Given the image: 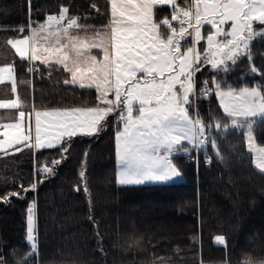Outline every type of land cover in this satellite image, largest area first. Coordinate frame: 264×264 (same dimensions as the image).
<instances>
[{"label": "snow or ice", "instance_id": "snow-or-ice-1", "mask_svg": "<svg viewBox=\"0 0 264 264\" xmlns=\"http://www.w3.org/2000/svg\"><path fill=\"white\" fill-rule=\"evenodd\" d=\"M90 7L100 12L95 3ZM81 19L62 5L58 14L46 15L43 22L33 21L29 15L27 29L23 25L0 27V32L19 34L20 38H9L6 44L21 61L28 62V73H39L35 63L39 61L49 76L53 69L66 73L64 85L96 93L93 106L33 108L27 121L25 111L20 110L17 122L0 123V151L24 145L56 148L63 155L73 137L97 135L112 115L117 126L116 183L120 186L181 177L174 162L181 154L191 159L193 153H202L210 164L211 148L223 161L216 137L230 132L243 135L255 167L264 174V146L254 135L257 128L264 127V70L252 63L251 51L253 41L264 42V0H108L107 23L101 28ZM93 49L97 54H92ZM245 61L247 74L259 76L261 82L253 81V86L246 81L229 83L228 74ZM205 70L212 75L198 87L196 74L203 75ZM14 72L12 64L0 67V83L9 80L16 92ZM213 99L223 115L213 111ZM200 100L209 101L207 113L200 111ZM18 108V97L0 102V109ZM33 113L34 144L29 143ZM193 162L198 163V157ZM51 163L58 165L60 160ZM38 171L45 178L55 175L52 167ZM79 175L83 180L85 171ZM21 188L24 195L5 193L0 202L25 199L28 191L37 190L38 183ZM84 190L87 192L86 184ZM35 208L33 199L26 215L30 251L18 264H31L39 255ZM89 219H93L91 213ZM97 236L101 239L99 233ZM215 242L227 248L225 236L217 235ZM0 264H4L2 259ZM242 264H264V260L248 257Z\"/></svg>", "mask_w": 264, "mask_h": 264}, {"label": "trees", "instance_id": "trees-1", "mask_svg": "<svg viewBox=\"0 0 264 264\" xmlns=\"http://www.w3.org/2000/svg\"><path fill=\"white\" fill-rule=\"evenodd\" d=\"M93 3L100 12L91 9ZM62 5L69 7L70 14L81 16L82 23L96 28L107 23L108 0H31L30 4L29 0H0V27L23 25L27 29L29 15L33 21L43 22L46 15L58 14ZM14 37L20 36L15 31L0 32V65H14L25 105L20 108L96 103L94 89L64 85L66 73L53 69L49 76L39 62H35L39 73H28V62L21 61L6 44ZM251 51L252 63L264 70V42L253 41ZM247 73L245 61L228 74V82L239 85L246 81L248 86L261 82L259 76ZM211 75L207 70L203 75L197 73V86ZM13 96L11 84L0 83V100ZM198 103L200 111L207 113L209 101ZM211 105L223 115L218 101L213 99ZM9 112L0 109V121ZM204 118L207 120V115ZM107 121L95 136L73 137L63 155L56 148L24 145L0 151V197L11 192L24 195L21 185L27 188L33 181L38 183L37 190L28 191L25 199L12 197L8 203L0 202V259L4 264H18L30 251L26 215L33 199L39 255L31 264H242L248 257L264 260V174L255 167L242 134L216 137L223 161L211 148L210 164L202 153L198 163L181 155L175 158L184 179L120 186L116 183L117 126L112 115ZM254 135L257 143L264 145V127L257 128ZM53 160L60 163L53 165ZM43 167H52L55 175L45 178L38 171ZM82 169L83 180L79 175ZM217 235L225 236L226 249L216 244Z\"/></svg>", "mask_w": 264, "mask_h": 264}, {"label": "rangeland", "instance_id": "rangeland-1", "mask_svg": "<svg viewBox=\"0 0 264 264\" xmlns=\"http://www.w3.org/2000/svg\"><path fill=\"white\" fill-rule=\"evenodd\" d=\"M89 35H91V33H89ZM14 38H20V37H14ZM10 48H11V47H10ZM11 50L15 53L16 56H18V55L16 54V52H15L14 49L11 48ZM97 52H98L97 49H93V50H92V54H94V55L97 54ZM18 57H19V56H18ZM7 65H9V63H7V64H2V65H0V67H2V66H7ZM14 75H15V72H14ZM15 78H16V76H15ZM5 81H6V82H9V83L11 84V82H10L9 80L5 79ZM17 97L19 98L20 106H21V105L23 106L24 104H22L23 101H22V98H21V96H20V94H19L18 84H17L16 92H14V96H13L12 98H9V99L0 100V102L13 100V99H16ZM109 98H112V97L110 96ZM24 106H25V105H24ZM32 109H33L32 107H29V108H20V109H18V110H17V109H7V110L12 111V112H9V113H7L5 116H2V117H1L2 121H0V123H15V122H17V119H18V113H19L20 110L25 111V113H26V121H27V115H28V113H29ZM14 111H16V112H14ZM32 121H33V129H32V136H33V139L30 140L29 143H33V144H34V143H35V140H34V113H33V116H32ZM0 130H3V129H0ZM26 134H27V124H26ZM0 139H3V137H0ZM262 146H264V145H262ZM9 149H11V148H9ZM9 149H7V150H9ZM174 162H175V160H174ZM175 163H176V162H175ZM176 164H177V163H176ZM177 166H178V165H177ZM178 168H179V167H178ZM179 169H180V168H179ZM180 171H181V170H180ZM116 172H117V163H116ZM181 173H182V171H181ZM181 179H184V175H183V173H182L181 177L176 178V179H174V180H172V181L181 180ZM172 181H168V182H172ZM145 183H167V182H145ZM35 214H36V208H35Z\"/></svg>", "mask_w": 264, "mask_h": 264}, {"label": "built area", "instance_id": "built-area-1", "mask_svg": "<svg viewBox=\"0 0 264 264\" xmlns=\"http://www.w3.org/2000/svg\"><path fill=\"white\" fill-rule=\"evenodd\" d=\"M198 87H199V85H198ZM198 154L199 153H194V156L192 155V157H191V159H197V157H198ZM181 156L185 159V160H191L189 157H187V156H184L183 154H181Z\"/></svg>", "mask_w": 264, "mask_h": 264}, {"label": "crops", "instance_id": "crops-1", "mask_svg": "<svg viewBox=\"0 0 264 264\" xmlns=\"http://www.w3.org/2000/svg\"><path fill=\"white\" fill-rule=\"evenodd\" d=\"M37 62H39V61H37Z\"/></svg>", "mask_w": 264, "mask_h": 264}]
</instances>
